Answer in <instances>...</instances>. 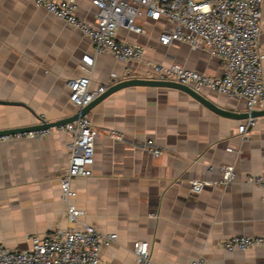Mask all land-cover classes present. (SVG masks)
Segmentation results:
<instances>
[{
    "label": "crops",
    "instance_id": "obj_1",
    "mask_svg": "<svg viewBox=\"0 0 264 264\" xmlns=\"http://www.w3.org/2000/svg\"><path fill=\"white\" fill-rule=\"evenodd\" d=\"M78 1L79 16L94 22L91 1ZM139 23L144 33L121 28L118 35L145 45L146 58L222 75L221 62L208 52L180 42L160 44L162 21ZM259 43L264 51V4ZM84 54L95 57L91 87L155 77L143 62L96 54L89 38L32 0H0V99L22 103H0V131L37 125L39 116L56 121L77 114L68 81L86 74ZM202 93L225 109L248 112L242 97ZM88 116L100 135L92 174L73 181L77 196L69 202L84 211L77 222L67 219L61 197L70 135L53 132L40 140L0 143L1 242L26 249L30 236L90 224L118 235L101 249L105 264H136L137 240L149 242L153 264H186L198 257L204 264H264V246H222L236 234L264 237V192L246 183L250 174L264 177V115L243 134L239 125L247 117L217 113L181 89L128 86L98 102ZM111 128L126 139L110 137ZM147 139L163 149L161 155L141 146ZM227 164L236 169L232 184L192 191L194 179L221 180Z\"/></svg>",
    "mask_w": 264,
    "mask_h": 264
},
{
    "label": "built area",
    "instance_id": "obj_2",
    "mask_svg": "<svg viewBox=\"0 0 264 264\" xmlns=\"http://www.w3.org/2000/svg\"><path fill=\"white\" fill-rule=\"evenodd\" d=\"M32 1L89 38L96 54H112L121 62H143L153 70L154 78L176 81L201 93L209 89L242 97L248 112L264 109V51L259 43L264 0H90L95 7L94 22L79 16L78 0ZM142 18L162 21L158 34L160 44L180 42L192 49L204 50L221 62L222 75L146 58L145 45L121 39L118 35L121 28L144 33L145 28L139 23ZM94 63L93 55L84 54L81 68L86 74L68 81L70 100L79 111L109 86L100 83L91 87L90 73ZM112 75L116 76L115 73ZM45 120L42 116L38 117L39 123ZM255 121L256 117H248L239 125V131L244 134ZM53 132L66 133L71 137L68 143L69 165L60 183L67 219L77 222L84 211L69 202L77 196L73 181L78 176L92 174L95 143L100 135L88 114L55 126L3 133L0 134V143L40 140ZM107 133L114 139H126L125 133L115 128L108 129ZM141 146L155 156L163 152L154 139H147ZM221 168V180L194 179L191 181L192 191L200 193L206 186L232 184L236 177L235 166L227 164ZM246 183L264 192L263 176L250 174ZM117 237V233H103L90 224L58 227L43 236H30L31 245L26 249H11L0 241V264H105L101 249ZM222 246L228 250L264 246V237L236 234L224 239ZM133 252L136 264H153L148 241H135ZM204 262L203 257H198L186 264Z\"/></svg>",
    "mask_w": 264,
    "mask_h": 264
},
{
    "label": "water",
    "instance_id": "obj_3",
    "mask_svg": "<svg viewBox=\"0 0 264 264\" xmlns=\"http://www.w3.org/2000/svg\"><path fill=\"white\" fill-rule=\"evenodd\" d=\"M128 86H159V87L178 88V89H181V90L189 93L195 99H197L198 101L202 102L203 104L208 106L210 109L216 111L217 113H220L222 115L229 116V117H235V118L247 117L248 118L250 116L259 117V116L264 115V109H262V110H254V111H251V112H244V113L235 112V111H231V110L225 109V108L215 104L214 102L210 101L203 93L198 92V91L192 89L191 87H189L187 85H184V84H181V83L176 82V81L162 80V79L150 78V77H131L129 79L121 80V81L111 85L110 87H108L105 92H103L100 96L95 98L88 105L84 106L77 114H75L72 117H66V118H62V119L56 120V121H47V120H45V121H43V122H41V123H39L37 125H33V126L23 127V128H19V129L0 131V134L9 133V132H16V131H23V130H29V129L46 128V127L55 126V125H59V124H62V123L74 121L77 118H79L80 116L88 114V112L98 102L103 100L108 95L114 93L115 91H117V90H119L121 88L128 87ZM0 103H2V104H18V105L22 104V103L16 102V101H6V100H1V99H0ZM36 117H38V116L36 115Z\"/></svg>",
    "mask_w": 264,
    "mask_h": 264
}]
</instances>
